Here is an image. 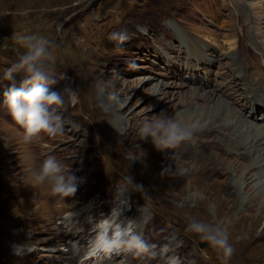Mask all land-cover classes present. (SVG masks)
Masks as SVG:
<instances>
[{
	"label": "rangeland",
	"instance_id": "1",
	"mask_svg": "<svg viewBox=\"0 0 264 264\" xmlns=\"http://www.w3.org/2000/svg\"><path fill=\"white\" fill-rule=\"evenodd\" d=\"M125 29L131 39L117 47L108 37ZM26 36L53 42L54 90L67 85L76 93L74 103L64 94L58 110L62 134L42 133L31 144L23 142L24 130L10 115L5 92L12 85L3 79L25 51L21 38ZM263 48L264 0H0V264H167L173 256L181 264H221L207 242L186 231L193 220L208 224L207 213L196 212L203 196L159 193L153 145L135 155L145 166L133 165L129 146L145 142L137 135L140 121L160 113L194 117V108L207 110L219 96L229 104L219 106L225 113L220 124L232 118L230 105L244 120L255 116L262 123V96L251 102L231 65L243 68L246 84L261 87ZM22 79L16 77V87ZM235 90L246 106L238 105L242 98ZM198 122L192 118L188 125ZM48 156L82 179L75 197H54L49 184L34 182L33 173ZM125 175L144 190L122 191ZM252 184L242 192L245 200L252 196ZM124 200L131 208L123 213L156 245L157 256L87 259L93 236L88 218L119 212ZM215 212L213 207L208 214L215 217ZM29 230L35 251L14 257L10 245L24 243ZM256 232H264V221ZM228 237L234 248L228 264H264L254 259L261 252L248 246L246 232Z\"/></svg>",
	"mask_w": 264,
	"mask_h": 264
},
{
	"label": "clouds",
	"instance_id": "2",
	"mask_svg": "<svg viewBox=\"0 0 264 264\" xmlns=\"http://www.w3.org/2000/svg\"><path fill=\"white\" fill-rule=\"evenodd\" d=\"M108 38L115 42L117 47H121L131 39L126 29L113 32ZM52 43L42 36L22 37L21 47L25 51L3 76V79L12 85L5 92V103L12 119L24 130L22 139L25 144H31L39 139L42 133L49 137L62 134L64 124L58 110L65 104L64 94L68 95L70 102L74 103L76 100L75 90L70 86L66 85L61 91L54 90L53 86L57 85L58 81L49 63V49ZM21 74L23 79L20 86L16 87V77ZM197 130H199L198 125L185 124L178 114L160 113L140 121L137 135L143 141L151 138L157 150L169 152L178 149L186 142L194 143V132ZM170 158L172 157L169 156ZM170 170L171 166L164 168L161 176H165ZM33 178L36 184H49L51 195L60 199L75 197L82 183L81 178L72 170H68L66 165L54 156H48L42 161L33 173ZM123 179L125 184L122 191L144 190L143 185L136 183L132 175H125ZM121 204L123 207L119 212L112 210L109 215L99 219L92 216L88 218L93 236L88 242L87 256L96 258L103 256L111 259L113 256L131 255L141 261L154 259L157 256L156 245L148 243L143 234L136 229L135 221L123 215L125 209L131 208L129 201H121ZM186 231L197 234L216 251L217 259L221 264H228L234 248L229 243L225 229L219 225L193 220L188 224ZM26 236L24 243L10 245L14 257H22L35 251L30 230ZM166 251L167 246H164L161 253ZM167 264H181V262L178 257L173 256L168 258Z\"/></svg>",
	"mask_w": 264,
	"mask_h": 264
},
{
	"label": "bare ground",
	"instance_id": "3",
	"mask_svg": "<svg viewBox=\"0 0 264 264\" xmlns=\"http://www.w3.org/2000/svg\"><path fill=\"white\" fill-rule=\"evenodd\" d=\"M241 69L243 70L237 63L231 65L232 71L240 72L236 76L241 80L237 85L244 87L241 86L242 90L247 92L251 102L255 100V95L262 96L261 99L264 101V91L260 92L261 94L257 93V89L261 91L264 85V76L258 77L261 87L256 89L245 83L246 76ZM235 93H239V90H235ZM230 94L224 93L227 98ZM236 95L241 96L240 93ZM222 97L219 96L217 105L207 110L194 108L192 114L196 116L182 117V121L187 125L192 118H199L197 124L199 130L194 132V143L186 142L178 149L162 152L156 149L151 138L134 147V141H130V157L134 158L138 150L153 145L154 179L159 193L172 195L175 198H181L187 192L193 194L195 198L201 194L204 199L201 205L196 204V212L207 213L205 222L223 227L231 237L246 232L250 238V240L247 239L250 242L248 246L250 248L253 246V249L261 252V255L258 256L257 253L254 259L264 261V232L256 234L264 221V107L260 110L262 123L258 121V118L255 119V116L252 120H244V116L238 115L230 105L232 118L227 116L223 124H220L219 119H222L225 113L219 106L229 105L226 101L220 100ZM241 98L242 100L237 101L240 103L238 105L246 106L248 101L244 99V96ZM202 101H205V98ZM111 105L117 110L122 108V105L112 103ZM117 119L121 118L117 116ZM128 137L129 135L127 139ZM169 156L172 158L169 159ZM133 160V165H146L135 162V158ZM169 166L171 170L162 177V170ZM251 184L254 191L252 196L245 200L242 192L250 188ZM210 203L214 205L210 206ZM213 207L216 208L215 217L208 214L213 211ZM123 215L126 216L124 213ZM243 242L244 240L240 238L237 244L240 246ZM248 246L247 249H249Z\"/></svg>",
	"mask_w": 264,
	"mask_h": 264
}]
</instances>
